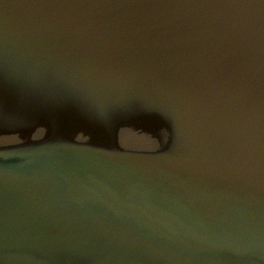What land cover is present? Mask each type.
Listing matches in <instances>:
<instances>
[{
  "label": "water",
  "instance_id": "obj_1",
  "mask_svg": "<svg viewBox=\"0 0 264 264\" xmlns=\"http://www.w3.org/2000/svg\"><path fill=\"white\" fill-rule=\"evenodd\" d=\"M0 264H264V0H0Z\"/></svg>",
  "mask_w": 264,
  "mask_h": 264
}]
</instances>
